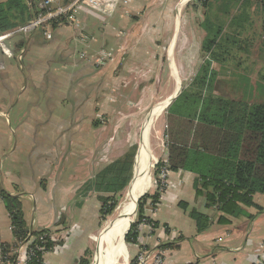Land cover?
Instances as JSON below:
<instances>
[{
    "label": "crops",
    "instance_id": "crops-1",
    "mask_svg": "<svg viewBox=\"0 0 264 264\" xmlns=\"http://www.w3.org/2000/svg\"><path fill=\"white\" fill-rule=\"evenodd\" d=\"M4 1L0 0V3ZM26 1L29 7L35 5L34 0ZM126 1L128 0H122V4ZM138 1H145L146 4L142 5L134 1L133 5H127V3L121 5L128 10L122 11L124 17L122 24L126 25L132 17L133 21L139 22L146 7L162 8L177 3L175 0L173 2H168V0ZM179 1L176 5V19L170 42L172 48L170 47L168 58L172 68L175 69L173 57L175 42L178 38L180 9L188 0ZM218 5L221 7L224 3L219 2ZM233 6L239 17L237 27L240 41L241 44L246 43V45L236 48L239 57L227 62L229 65L232 62L234 66H231L232 69L225 66L224 70L229 72L224 73L225 76L221 78L220 86L229 85L234 88V97H229V99L248 104L262 103L258 100L264 92L255 93L254 90L264 88V46H256L263 44L259 40L264 41V29L261 26L264 23V11L260 3L253 0H240ZM130 12H134L135 15ZM38 30L31 31L33 33L30 32L31 34L27 36L22 34L13 36L6 42L12 52V57H0L3 64V69L0 70V191L15 198L21 204L28 230H50L56 236L57 240L52 243L50 251L43 256L41 264H82V260L89 262L91 251L94 250L95 253L102 240L101 204L98 197H108L111 194L104 189L100 190L94 178L116 161L108 157L104 160L96 159L100 146H102L101 150L106 149L99 140L100 128L92 126V121L96 120L95 116L98 114L82 113L90 108L98 109L104 98L107 106L111 105L109 108H113L117 102H121L125 92L127 93L128 90L132 92L129 88L133 83L126 82V77H120V75L115 77L118 70L124 67L117 58L113 63L108 64V70L113 71L110 72V79L119 77L120 81L108 80L106 87L99 90L98 80L100 78L97 76V70L91 66L88 68L81 61L78 65L79 62L75 59L76 32L72 30V26L68 29L51 30V32L49 27L48 38L45 31L41 33ZM53 34H55L56 43L51 45L47 40ZM110 34L117 38L118 32L112 29ZM125 44L127 41L122 43L119 39L115 42L120 50ZM125 48L129 51L128 46ZM55 51L61 53L67 65L76 69L75 73L71 72L74 74L69 82H71V88L74 87L73 83L77 85L73 88L69 99L71 102L72 100L77 102L76 112L73 114H82V121L73 126L77 130H74V136L69 139L68 143L60 138L62 132L63 135L66 134L72 125L66 122L60 123L59 128L51 135L52 110L47 108L49 102L38 101L36 98L32 100L33 89L37 88L43 92L45 90L44 79L48 77V70L53 61L50 56ZM21 53H23L24 65L17 58V55ZM129 53L130 51L127 54L125 52L119 54L128 57ZM224 65L226 61L220 64L221 68ZM83 69H87L85 72L90 75L92 81L89 82L90 88L87 87V90L82 92L76 88L83 84V80L78 79L79 76H77ZM92 74H96V77ZM177 80L181 82L179 77ZM28 86L31 87L28 89ZM82 93L85 94L84 97L81 96ZM116 93H120V99L118 96L115 97ZM69 99L60 101L64 105ZM56 105L61 106V103ZM65 110L69 111V108L66 107ZM109 111L106 115L113 140L118 136L120 131L118 127L122 124H118L120 114H113L117 112L114 108ZM54 140H57V144L52 145ZM52 151H55L54 156H52ZM62 153L66 155L74 153L75 156L79 154L74 170L79 178L72 173L71 169L68 171L70 175L68 178L63 175L53 176L50 168L57 162L59 165ZM165 155L166 152L161 161L165 160ZM152 156L147 152L149 168L150 162L152 164L154 161ZM52 158L55 163H52ZM148 177L149 188L150 186L152 188L142 194L143 196L157 192L158 185L154 174V179H151L149 175ZM132 178L133 169L129 186L134 182ZM91 180L95 181L93 185ZM193 181L194 175L184 171L168 176V186L159 193L157 203L151 205L148 202L144 207V216L153 222L155 227L150 229L147 223L139 225L136 244H127V262L128 260L130 263L135 262L136 256L142 250H145L149 257L148 264H153L157 254L161 257L160 264H255L257 261L264 260L263 197L258 194L254 195L255 207L244 209L247 216L227 217L230 220L228 224H217V213L213 209L204 207L205 202L202 197H196ZM152 183L154 186L151 185ZM49 193L52 196L51 200H47ZM191 210L212 218L208 228L200 234L196 233L194 222L189 217ZM0 243L7 247L15 243L10 217L1 197Z\"/></svg>",
    "mask_w": 264,
    "mask_h": 264
},
{
    "label": "rangeland",
    "instance_id": "rangeland-1",
    "mask_svg": "<svg viewBox=\"0 0 264 264\" xmlns=\"http://www.w3.org/2000/svg\"><path fill=\"white\" fill-rule=\"evenodd\" d=\"M134 1L142 5L146 4L145 1L142 2L138 0H128L126 3L127 5H133L132 3ZM171 1L173 2V0H168V2ZM175 1H177L176 5L180 2L179 0ZM219 2L224 3V5L219 7ZM231 2L232 1L230 0H207V6L204 7L201 6L202 4L199 2L196 3L192 0L185 2L180 9L178 38L174 47L175 50L173 58L175 59L176 69L172 68L171 63L168 61L169 50L171 47L170 42L176 19V5L162 8L152 6L146 7L143 10V14L140 16L139 22L136 20L133 21L132 17L129 21L130 23L127 22L125 25L121 23L124 19L122 11L128 10L121 6L126 5V3L122 4V0H78L77 6L70 11L71 15H69V13L65 14L66 23L56 28L68 29L72 26V30L76 32L75 48L72 46L74 48L75 59L79 62L78 65L81 61V63L84 62L88 68L91 66V68L97 70V76L100 78L98 80L99 90H103V88L106 87L108 80H115V82L120 81L119 77L110 79V72L113 71L108 70V64L113 63V61L117 58L120 64L123 63L125 69L123 67L120 71L118 70V73L115 71L117 73L115 77L120 75V77H126V82L133 83L132 87L129 88L132 92H130V90H128L127 93L125 92L124 98H122L121 102H117L113 106L114 111H117L113 114H120L118 124H122L121 126L118 125L120 126L118 127L120 131L117 134L118 136H116V138L114 137L113 140L111 139V131L109 129V122L106 115L110 112L109 109L112 110L113 108H109L111 105L109 107L107 106L105 98L104 101L99 104L98 109L94 108L92 110L90 108L82 113L98 114L95 116L96 120L92 121V126H98L100 128L99 140L103 145H105L107 150H101L102 146H100L96 159L99 158L98 160H104L108 157L117 161V159L122 157L124 158L126 154L131 157V164L129 165V168L124 169L125 173L123 172L122 176H120L122 174L121 172L116 173V175L113 173V176H115L114 180L116 181L113 184L114 187H111V190H115V194H110V196H114L116 206L111 215L106 218L101 217L100 231L102 234V240L95 253L94 250L91 251L92 254L89 257L88 264H94L96 260L103 255L106 250V244L108 243L117 211L133 198L132 184L129 186L130 180L128 181L124 179L128 178V169L132 174L134 165L133 162L135 157L137 158L138 155L140 138L141 140L144 138V136L142 138V131L146 121L148 122V120H152L149 131L150 136L147 137L148 140L144 138L145 143H147V152L150 153V155H153L152 157L154 159L152 164L150 162V168L149 163H147L146 160V167L149 168L148 175L151 179L153 178L155 165L161 160L166 152L164 145V114L166 109L162 110L159 114H156L155 112L153 116L151 115L155 105L166 100V98L173 93L178 77L181 79V88L188 87L193 81L195 74L201 65L205 64L208 60V56L204 55L201 49L202 41L205 36V32L202 27L206 25V19L211 24L222 23L223 32L220 37L221 48L218 51L219 53H222L223 50H226L229 53V56H227L229 58H226L223 62H221L225 63L226 61V65H224L223 68H221L220 62L211 63V70L213 74L206 79L204 85L205 87L197 88V90L208 96L221 98L234 97V88H232V86H220L222 83L221 78L225 76L224 73L226 74L229 72L224 70L225 66L228 68L230 67V69H232L231 66H234L232 62H230V65L227 62L231 60L233 61L235 58L239 57V53L236 48L245 47L246 43L240 44L241 39L237 27V20L239 17H237L238 15L235 13L236 8ZM130 13L133 14L134 12ZM133 15H135V13ZM48 22L41 25L43 32H46V30L48 31ZM128 23L129 26H127ZM231 23L236 25V27L231 26ZM261 26L264 29V23L261 24ZM47 27L48 29H46ZM112 29L118 32L117 38L112 37L110 34ZM54 35L55 34L50 35V38L47 40L51 45L56 43ZM90 39L91 42L89 43ZM117 39L122 41V43L127 41L125 46H128L130 51L128 57L119 54L122 52L127 54L129 51L126 50L125 46H123L122 50H120L118 46L115 45ZM259 42L263 44L256 46H264V41L262 42V40H259ZM52 47L53 46H51V48ZM22 54L23 53L18 54L17 58L19 61H22V65H24ZM50 58L53 61L51 62L50 69L48 70V77L46 76L44 79V84H46L44 88L45 90L43 92L37 88L33 89L32 100L33 98H36L38 101L45 103L47 101L49 102V106L47 108L52 110L50 124L51 135L56 132L59 125L65 122L72 125L66 134L63 135L62 132V136L60 138L64 139L63 142L68 143L69 139L74 136V130H77L76 128L74 129L73 126L82 121V114H73L76 112L77 102L74 100L71 102L69 99L73 88L77 85L73 83L72 85H74V87L71 88V82H69L73 78V74L76 72V69L67 65L63 56L58 51H55ZM85 71H87V69H83L82 72L77 75L79 76L78 79L83 80V84L76 89L81 90L82 92L86 91L87 87L90 88L89 82L92 81V78L89 77L90 75H87ZM231 73L233 74V71H231ZM92 76L96 77V74H92ZM67 81L69 82V85ZM48 84H50L49 87ZM30 87L31 86H28V89ZM254 92L263 93L264 88H257ZM83 95L85 96L84 93L81 94V96ZM117 96L120 99V93H116L115 97ZM61 99L69 100L65 101V104L63 105V102L60 101ZM258 101L264 103V93L259 96ZM23 102L25 104L27 103L25 101ZM57 103H61V106L56 105ZM65 106L69 108V111L65 110ZM54 143L57 144V140L52 141V145H54ZM51 153L52 156H54L55 151H52ZM78 156L79 154H76L75 156L74 153H70V155L68 153L67 155L62 153L60 157L61 163L59 162L58 165L57 162L50 168L53 176L57 177L58 175H63L68 178L70 177L68 171L71 169L72 173L76 174L78 177V174L74 171L76 167L75 164H77V160L79 159ZM52 163H55L53 158ZM99 174L100 172L95 176V180H97ZM100 176L98 178V182H100ZM90 182H92V185L95 183L94 180H91ZM151 185L154 186L153 183ZM151 188L152 187L150 186L148 191L151 190ZM51 199L52 196L51 193H49L47 195V200ZM136 219L137 209H135L129 216V225L136 222ZM14 245L15 243L12 246ZM124 245L127 248V244L124 243ZM129 250H131L130 247ZM119 262L117 264H123L122 260L120 263ZM129 263L130 262L128 260L127 264Z\"/></svg>",
    "mask_w": 264,
    "mask_h": 264
},
{
    "label": "trees",
    "instance_id": "trees-1",
    "mask_svg": "<svg viewBox=\"0 0 264 264\" xmlns=\"http://www.w3.org/2000/svg\"><path fill=\"white\" fill-rule=\"evenodd\" d=\"M74 1L62 0L61 5L68 6ZM192 1L199 2L203 7L207 6V0ZM230 1L233 5L240 2ZM260 3L264 11V0ZM33 6L29 7L26 0H5L0 3V35L24 26L45 12L36 5ZM68 13L71 15V12ZM65 23V16H61L49 21L47 25L54 31ZM231 26L236 27L234 24ZM202 29L205 36L201 49L202 53L208 56V60L195 74L194 82L182 88L177 98L165 110L166 157L164 162L160 160L155 165L154 177L159 186L158 175L162 167L167 170L168 176L179 171L193 174L196 197H202L204 207L217 213V224H228L230 220L227 217L245 216V208L255 207L254 195H261L264 199V103L248 104L229 98L208 96L197 90L204 88L206 79L213 74L211 63H221L229 58L226 50L222 53L218 51L221 48L222 23L211 24L206 19V25ZM38 31L42 33V27ZM130 158L126 154L124 158L118 159L100 172L97 177L98 182L101 175L100 182L97 183L100 190L115 194V190H111L116 181L113 173L116 175L121 172L122 176L124 169L129 168L131 164ZM128 173V178L124 180L129 181L132 177L129 169ZM0 197L10 217L15 242L32 235L42 237L37 243L39 246L46 250L52 247L50 230H28L18 200L3 191H0ZM158 198L159 193L156 192L152 195L145 194L139 199L136 208L137 219L130 225L124 237L125 244H136L138 227L142 223L155 227V224L144 216V207L148 202L155 205ZM98 199L101 204V217L106 218L115 209L114 196H99ZM189 217L194 222L197 234L204 232L212 221L211 217L196 210H191ZM40 256L39 252H34L29 264H37L36 260ZM81 263L88 264L85 260Z\"/></svg>",
    "mask_w": 264,
    "mask_h": 264
},
{
    "label": "built area",
    "instance_id": "built-area-1",
    "mask_svg": "<svg viewBox=\"0 0 264 264\" xmlns=\"http://www.w3.org/2000/svg\"><path fill=\"white\" fill-rule=\"evenodd\" d=\"M261 2V0H258ZM62 0H34V4L38 9L45 10L44 13L39 14L36 18L27 22L24 26L17 28L16 30L10 31L0 35V57L4 56L10 58L12 56L9 48L6 45L7 40L11 39L17 34L27 36L31 31L37 30L42 24L55 20L58 17L65 16L66 13L70 12L71 9L75 8L78 4V0L71 3L68 6L61 5ZM56 17V18H55ZM55 18V19H53ZM48 29V27L46 28ZM47 38L49 37L47 30L45 32ZM3 69V64L0 60V70ZM165 160H163L164 162ZM159 186L158 193H161L168 186V173L165 168H160L159 175ZM149 228L153 226L150 224ZM50 241L53 243L57 240L54 234L49 235ZM42 237H34L32 235L26 236L25 239L15 242L14 246L7 247L0 243V264H29L32 261L34 252L40 253V258L36 260L37 264H41L43 256L50 251V248L46 250L43 246H39ZM52 248V247H51ZM148 256L145 250L140 251L135 259V264H148ZM161 257L157 254L154 257L153 264H160ZM255 264H264V260L257 261Z\"/></svg>",
    "mask_w": 264,
    "mask_h": 264
},
{
    "label": "bare ground",
    "instance_id": "bare-ground-1",
    "mask_svg": "<svg viewBox=\"0 0 264 264\" xmlns=\"http://www.w3.org/2000/svg\"><path fill=\"white\" fill-rule=\"evenodd\" d=\"M178 80L176 81L175 90L171 95L166 98V100L162 101L161 103L155 105L152 115L153 116L156 112V114H159L162 110H164L165 105L167 104L169 97L174 94V92L178 89ZM166 93V92H165ZM155 118V117H154ZM152 120L146 121L143 127V133L142 138L144 136L145 139H147L151 127ZM144 138L142 139L138 155L136 158V164L133 169V177L134 182L132 183V189H133V198L131 201L125 203L122 207L119 208L117 211V215L115 217V221L112 225V231L108 240V243L106 244V250L101 255L94 264H117L120 260H122L123 264H127V250L124 245L123 239L125 234L129 230V216L132 214V211L134 210L135 202L136 200L144 194L148 188H149V177H148V168L146 167V153H147V147ZM148 140V139H147ZM147 142V141H146ZM119 262V263H120Z\"/></svg>",
    "mask_w": 264,
    "mask_h": 264
},
{
    "label": "water",
    "instance_id": "water-1",
    "mask_svg": "<svg viewBox=\"0 0 264 264\" xmlns=\"http://www.w3.org/2000/svg\"><path fill=\"white\" fill-rule=\"evenodd\" d=\"M178 89H177V91L176 92H174V94L172 95V96H170L169 97V100H168V102H167V104L165 105V108L164 109H166L176 98H177V96L179 95V93H180V91H181V86H180V83L178 82ZM149 117H150V114H149ZM148 119V118H147ZM141 138H140V143H141ZM137 155V154H136ZM136 157H135V160H134V165H133V169H134V167H135V164H136ZM133 180H134V177L132 178V182H133ZM131 182V183H132ZM143 195H141L137 200H136V202H135V206H134V210L137 208V203H138V201H139V199L142 197ZM133 210V211H134ZM132 211V212H133ZM126 235V234H125ZM125 237V236H124ZM123 242H124V239H123Z\"/></svg>",
    "mask_w": 264,
    "mask_h": 264
}]
</instances>
